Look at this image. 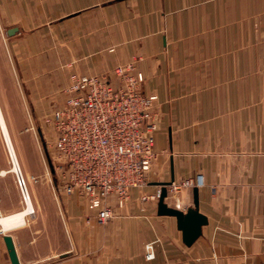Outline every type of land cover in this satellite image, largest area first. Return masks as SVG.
Masks as SVG:
<instances>
[{
  "label": "crops",
  "instance_id": "obj_1",
  "mask_svg": "<svg viewBox=\"0 0 264 264\" xmlns=\"http://www.w3.org/2000/svg\"><path fill=\"white\" fill-rule=\"evenodd\" d=\"M0 32L21 73L42 86L30 96L59 97L72 73L136 61L162 122L150 183L114 217L100 223L79 195L53 187L67 246L35 259L31 249L53 237L0 224V264H12L6 234L22 264H264V0H0ZM198 174L208 223L187 245L159 198L142 196L167 184L166 202L186 210L194 187L170 185ZM0 195V215L18 210L1 185Z\"/></svg>",
  "mask_w": 264,
  "mask_h": 264
},
{
  "label": "built area",
  "instance_id": "obj_2",
  "mask_svg": "<svg viewBox=\"0 0 264 264\" xmlns=\"http://www.w3.org/2000/svg\"><path fill=\"white\" fill-rule=\"evenodd\" d=\"M144 82L136 61L115 65L111 71L72 73L64 101L46 117L53 137L51 159L57 193L79 195L100 223L126 205L133 189L150 183L157 157L155 135L162 122L158 96L146 93ZM14 173L26 201L30 181L21 167ZM204 184L203 174H198L173 182L170 190ZM161 192L144 195L142 200L158 199ZM145 251L148 259L155 257L154 241L146 243Z\"/></svg>",
  "mask_w": 264,
  "mask_h": 264
},
{
  "label": "rangeland",
  "instance_id": "obj_3",
  "mask_svg": "<svg viewBox=\"0 0 264 264\" xmlns=\"http://www.w3.org/2000/svg\"><path fill=\"white\" fill-rule=\"evenodd\" d=\"M13 52L5 35L0 32V105L14 141L18 165L30 181L29 188L35 204V212L27 215L25 227L31 228L39 235L49 237L47 239L53 237L52 242L48 240L41 248L31 249L32 256L40 260V255L53 250L59 252L67 246L61 208L53 188L56 176L53 173L52 159V165L50 163L52 131L45 122L50 111L64 101V95L61 93L59 97L52 96L47 99L30 96L42 89V86L30 83L31 80L27 77L33 79L34 75L26 74L25 77L21 73L20 65L23 64H19ZM12 167L11 152L0 127V171ZM33 176L39 177L38 180H33ZM14 180V172L0 175L1 193L5 203L8 206L16 203L15 208L19 211L25 207V203L19 190L16 191L14 188ZM42 212L44 219L41 217V220L39 216Z\"/></svg>",
  "mask_w": 264,
  "mask_h": 264
},
{
  "label": "water",
  "instance_id": "obj_4",
  "mask_svg": "<svg viewBox=\"0 0 264 264\" xmlns=\"http://www.w3.org/2000/svg\"><path fill=\"white\" fill-rule=\"evenodd\" d=\"M51 163V157H50ZM52 165V163H51ZM168 195V187L165 184L162 188L161 195L158 200V213L160 215H171L176 217L178 227L183 232V240L187 245H191L199 236L202 235L203 226L208 223V217L200 211L199 207V187H194V205L188 207L186 210L178 207L170 206L166 202ZM9 250V255L12 264H22L14 243L13 236L6 234L4 236Z\"/></svg>",
  "mask_w": 264,
  "mask_h": 264
},
{
  "label": "bare ground",
  "instance_id": "obj_5",
  "mask_svg": "<svg viewBox=\"0 0 264 264\" xmlns=\"http://www.w3.org/2000/svg\"><path fill=\"white\" fill-rule=\"evenodd\" d=\"M0 127L7 141L8 149L11 152V159L13 160V167L11 169H2L0 171V175H6L9 172H15L16 170H19L20 166L18 165L19 159L14 146V141L12 139L7 122L5 120L1 105H0ZM24 203H25V208L10 214L0 215V224H2L5 230L13 229L15 227H19L26 224L27 215L34 213L35 209L33 206V198L31 196V193L29 197L26 199V201H24Z\"/></svg>",
  "mask_w": 264,
  "mask_h": 264
}]
</instances>
